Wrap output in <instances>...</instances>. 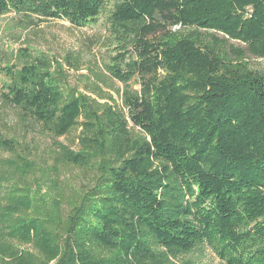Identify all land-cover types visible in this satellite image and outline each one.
Listing matches in <instances>:
<instances>
[{"label": "trees", "instance_id": "trees-1", "mask_svg": "<svg viewBox=\"0 0 264 264\" xmlns=\"http://www.w3.org/2000/svg\"><path fill=\"white\" fill-rule=\"evenodd\" d=\"M10 12L75 27L105 14L124 40L125 68L113 66L112 75L125 84L139 78L128 116L144 137L124 142L112 106L99 113L89 98L24 66L22 88L3 94L6 103L36 123L55 122L61 135L81 125L104 176L69 219L64 199L51 197L50 214L33 217L35 198L9 195L0 233L37 253L10 244L2 264H166L165 250L198 243L226 264H264V71L246 61L264 59V0H0V14ZM200 30L245 47L226 53ZM37 62L52 69L48 59ZM7 146L0 134V149ZM58 155L76 166L93 160L68 148Z\"/></svg>", "mask_w": 264, "mask_h": 264}, {"label": "rangeland", "instance_id": "rangeland-1", "mask_svg": "<svg viewBox=\"0 0 264 264\" xmlns=\"http://www.w3.org/2000/svg\"><path fill=\"white\" fill-rule=\"evenodd\" d=\"M171 30L184 33L178 27ZM200 31L206 40L217 42L226 53L233 54V48L245 47L235 40L224 42L219 33ZM211 35H217L218 41L210 38ZM123 44V38L106 22L105 14L97 23L85 27L72 26L65 20H42L35 15L0 14V134L8 142L6 148L0 149V212L9 195L24 193L35 198L34 203L39 208V211H30L29 215L48 216L50 199L56 196L64 199L61 213L69 219L75 212L74 205L89 195L91 188L98 187L104 176V160L86 144L85 139L92 136L84 132L81 125L61 135L55 122L36 123L23 116L19 107L6 103L3 94L22 88L20 74L24 66L35 65L49 84L60 80L58 83L66 91L75 90L77 95L89 98L90 104L98 106L99 113L101 106H112L124 122L127 132V136H123L127 137L124 142L128 141L130 145L142 143L144 135L131 122L127 104L140 89L139 78L133 77L125 84L115 79L110 71L118 64L125 68V64L119 62ZM45 59L52 63L49 71L37 62ZM246 61L253 68L264 71V59L247 55ZM112 124L109 130L119 125L116 121ZM63 148L74 153H87L93 160L85 166L63 162V155H58ZM168 182L178 189L174 175L170 174ZM10 244L37 253L31 245L10 242L0 233L1 262V259H7L4 253ZM164 252L166 264H226L202 243L185 253Z\"/></svg>", "mask_w": 264, "mask_h": 264}, {"label": "built area", "instance_id": "built-area-1", "mask_svg": "<svg viewBox=\"0 0 264 264\" xmlns=\"http://www.w3.org/2000/svg\"><path fill=\"white\" fill-rule=\"evenodd\" d=\"M177 27H179V26H177Z\"/></svg>", "mask_w": 264, "mask_h": 264}]
</instances>
